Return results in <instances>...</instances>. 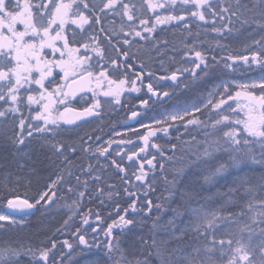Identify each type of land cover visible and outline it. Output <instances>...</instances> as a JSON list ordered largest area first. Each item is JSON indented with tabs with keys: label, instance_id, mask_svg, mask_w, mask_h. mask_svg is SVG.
I'll return each instance as SVG.
<instances>
[{
	"label": "snow or ice",
	"instance_id": "snow-or-ice-1",
	"mask_svg": "<svg viewBox=\"0 0 264 264\" xmlns=\"http://www.w3.org/2000/svg\"><path fill=\"white\" fill-rule=\"evenodd\" d=\"M164 26L187 33L181 46L162 36ZM206 31L215 34L207 47L201 40ZM241 37L246 41L240 54H229L230 46L221 43ZM214 48L222 51L219 58L209 54ZM177 53L191 66L169 71L164 58L175 65ZM134 62L140 71H130ZM154 62L166 74L147 70ZM240 67L264 73V0H0V141L13 149L18 169L14 183L5 177L0 184L5 191L0 232L25 226L31 210L57 204L61 189L75 199L65 204L71 215L57 232L73 216L81 219L72 242L52 237L33 247L5 238L0 264H24L22 258L27 264H81L77 257L86 254L83 264H264V174L254 180L243 167L251 163L264 169V75L243 84L219 75ZM184 73L204 85V99L150 118L149 99L166 103L164 98L172 99L181 85L187 88L180 79ZM141 87L151 96L141 99V111L132 109L129 118L147 131H128L142 143L120 132L119 140L101 141L88 133L78 137L79 144L61 139L69 126L74 130L91 123L88 118L102 119L109 108L121 105L126 92ZM233 88L240 90L233 94ZM84 92L91 97H80L82 108L71 106ZM202 109L208 110L206 121L195 116ZM188 126L200 139L177 137L179 143L168 149L152 140L157 132ZM85 154L87 163L80 159ZM101 158L116 171L120 190L106 179ZM37 160L54 171L43 190L21 196L19 186L30 189L47 174L37 168ZM158 172L168 192L167 206L148 199ZM221 180L231 185L226 191L200 197L205 185L219 187ZM120 191L127 206L116 204V217H108L111 223L92 209L79 214L85 199L104 197L103 206ZM165 213L170 214L167 219ZM93 215L103 227L89 223ZM145 227L147 234L135 231ZM125 233L135 237L126 247L118 238Z\"/></svg>",
	"mask_w": 264,
	"mask_h": 264
},
{
	"label": "trees",
	"instance_id": "trees-1",
	"mask_svg": "<svg viewBox=\"0 0 264 264\" xmlns=\"http://www.w3.org/2000/svg\"><path fill=\"white\" fill-rule=\"evenodd\" d=\"M165 31L162 33V36L169 41H171L176 46H181V39L182 36L184 38H187V33H183L181 29V37L178 36V29L176 27L172 26H164ZM193 31L197 30V25L195 23L192 24ZM215 34L211 33L210 31H206L201 35V40H204L207 42L205 47L207 45H211L214 42ZM256 38H259L257 35ZM246 41V37H241L239 40H222L221 43L227 44L230 46V53L229 54H240L242 52V43ZM190 42V41H189ZM210 55H215L217 58H219L220 55H222V51L219 48H214L209 50ZM178 53L176 54V64L173 65L169 62V58L165 57V68H167L169 71L173 69V67H181V66H191L184 65L183 60L179 59ZM246 67V66H245ZM245 67L238 68L235 72L225 70V73H219V75H222L224 79H247L251 76H254L258 73H261L259 68H253L252 70H245ZM147 70L152 71L156 74V76L164 75L166 74L164 71L161 70L159 63H152L151 65L147 66ZM130 71L138 72L140 71L139 63L134 62L133 63V69ZM198 71V70H197ZM181 80L184 81L188 85L187 88H184L183 85L180 86V88L176 89L175 95L172 97V99L164 98L166 103H162L160 101H155V107L156 108H169L172 104L177 102H190L191 100L195 99L200 93L205 92L203 91L204 85L201 84L199 80H194L191 77H189L188 73H184L183 76L180 77ZM218 81V80H217ZM145 82L147 83V78L145 77ZM165 83H174V82H165ZM161 85H158L154 83V87L159 88ZM164 90L171 91V88H166ZM233 94L235 90H240L237 88H233ZM139 92H133V93H125L123 96L122 106L121 107H111L109 108L103 115V118L100 120L101 122L97 125H91L89 126L85 132L88 134H95L98 135L101 138V141H105L106 138L109 136V133L114 128H118L122 126L123 121L126 119L127 114L133 109V107L137 103L138 97H135L134 94ZM145 94V92L141 93V96ZM140 96V99H141ZM241 98V102H242ZM230 104H233L235 106L234 102L229 101ZM152 104V103H151ZM225 108H227V105H225ZM237 112H239V115L243 117V112H240L239 109H237ZM207 109H202V111L198 114H195L196 117H198L201 120H207ZM176 124H179V122H175ZM158 127V126H154ZM137 132L144 134L146 133L147 129H141L136 130ZM127 134L128 136H131L136 143H142V141H139L136 139V136L133 132H127L123 133ZM84 136V135H83ZM190 136H195L197 139H200V134L193 128V126H188V130H185L184 128H180L179 132H176L173 128H169L168 133L165 134L163 132H157V135L152 138L153 142L156 144L161 145L163 148L168 149L171 147V144L173 143H179L177 140V137L183 140H189ZM113 139L119 140L121 137L119 136H113L110 137ZM61 139H64L61 137ZM70 141H76L77 144L80 143L78 137L74 139H65ZM96 141H91L90 143H95ZM131 147V146H127ZM113 148H115V145H113ZM127 150V148H125ZM154 151V150H152ZM143 155V154H141ZM159 159V157H157ZM85 163L88 162L87 154H85L83 157H81ZM94 163V161H93ZM101 163L104 165V167L107 169L106 172V179L109 180V182H115L117 190H120L122 187L121 181L119 177H117L116 171L112 169L103 158H101ZM37 168L39 170H46L47 174L44 175L39 182L36 180L33 181V185L30 189H25L23 186H19L18 192L21 196L27 191L28 196H34L37 190H43L44 187V181L48 179V176L52 174L53 169H51V166L48 165L46 162H41L40 160H37L36 162ZM127 167V165H125ZM167 167V166H166ZM243 167L246 168V174L250 175L255 178L259 177L260 175L264 174V169H262L259 165L246 163L243 165ZM18 171L14 157H13V149L10 145L4 143L3 141H0V184H3L5 182V177H7V180L11 183L15 182L16 179V172ZM231 171V169H230ZM166 175H169L167 172ZM157 181H156V188L155 191H150L148 193V199H151L153 201V204H156L157 202H163L167 206V201H165V197L168 196V192L165 190L166 186L163 184L162 180L159 178L160 173H157ZM169 178L171 179V175H169ZM235 179V177H233ZM231 185L228 183H225L224 181H220V186L215 187L213 185H205L204 190L200 192V197H208L213 195V193L219 191L224 192L227 190L228 187ZM105 190L107 191V186H104ZM5 195V191L2 187H0V211L4 209V201L3 196ZM137 195L140 197L141 200H143V194L142 192H137ZM57 197L60 198L52 207H49L46 211L41 209L39 211H35L34 214L27 219L26 225L18 228V229H8L7 232H0V242H3L5 238H7L10 242H17V243H23V244H31L33 247L40 246L41 244H46L49 240V238L55 237L59 240L63 239H69L70 242L74 241V237L71 235L73 229L77 226H80L81 219L80 215L73 216V218L69 221V225L66 229H64L62 232H57L58 228H61L63 225V222L65 220H68L69 215L71 213L69 212V209L65 206V204H71L72 200L75 199V195L72 192H68L65 189H61L57 193ZM100 199H104V197H97L96 195L93 196L91 200L85 199L80 208H79V214L87 213L89 209H92L93 213L96 211H99L101 217L104 218V220L107 223H111V219H109V214L113 218L116 217L115 212V206L118 203L121 207H126V201L127 197L125 194L120 191V195L118 197H115L113 200H106L105 204L103 206L100 205ZM201 202H204L203 200ZM139 203V202H138ZM173 207L175 205H172ZM131 215V213H129ZM169 213L164 214V219H167ZM89 223L91 224H100L101 227H103V223L99 221H95V216L93 215L92 218L89 220ZM148 225L150 227L151 221L149 220ZM87 227V226H84ZM89 234L91 235V230L89 229ZM137 233H144L147 234L148 228H137L135 229ZM118 231L114 229L113 235H117ZM101 240L104 239V237L101 235L99 237ZM119 240L124 244V246H127V242L135 237H132L131 234L125 233L124 235H121L118 237ZM24 259V264H27V260ZM78 260L81 261V264H83V261L88 259V255L86 254L83 257H77Z\"/></svg>",
	"mask_w": 264,
	"mask_h": 264
},
{
	"label": "rangeland",
	"instance_id": "rangeland-1",
	"mask_svg": "<svg viewBox=\"0 0 264 264\" xmlns=\"http://www.w3.org/2000/svg\"><path fill=\"white\" fill-rule=\"evenodd\" d=\"M261 75H264V73H261V74H258V75H255L253 77H250V78H247V79H238V80H234V79H226V80H232V81H235L236 84H243V83H248L250 82L251 80H256L258 79ZM219 83V82H218ZM206 96V93L204 94H200L195 100L187 103V104H192V103H199L201 100L204 99V97ZM81 102H84V101H81ZM178 105H184V104H176L174 105L173 107L169 108V109H166V110H160L159 112H148V116L150 118H157V119H160V118H163L164 116V113L165 112H172V111H175V110H178L177 109V106ZM196 114V113H195ZM146 123L147 122H150V121H145ZM138 126H140L138 123H137ZM154 126V125H153ZM3 211V210H2Z\"/></svg>",
	"mask_w": 264,
	"mask_h": 264
},
{
	"label": "flooded vegetation",
	"instance_id": "flooded-vegetation-1",
	"mask_svg": "<svg viewBox=\"0 0 264 264\" xmlns=\"http://www.w3.org/2000/svg\"><path fill=\"white\" fill-rule=\"evenodd\" d=\"M136 2L139 3L140 0H136ZM17 27H18V28H22L21 25H17ZM73 27H75V26H73ZM70 132H71V133H74V132H76V129H74V130H72V131H70Z\"/></svg>",
	"mask_w": 264,
	"mask_h": 264
},
{
	"label": "water",
	"instance_id": "water-1",
	"mask_svg": "<svg viewBox=\"0 0 264 264\" xmlns=\"http://www.w3.org/2000/svg\"><path fill=\"white\" fill-rule=\"evenodd\" d=\"M84 93H86V92H84ZM84 93H80V94H78V96L83 95ZM88 119L93 120V119H91V118H88ZM69 127H71V126H69ZM34 211H35V209H34V210H31V214H32ZM31 214H30V215H31Z\"/></svg>",
	"mask_w": 264,
	"mask_h": 264
},
{
	"label": "bare ground",
	"instance_id": "bare-ground-1",
	"mask_svg": "<svg viewBox=\"0 0 264 264\" xmlns=\"http://www.w3.org/2000/svg\"><path fill=\"white\" fill-rule=\"evenodd\" d=\"M205 89H203V91H204Z\"/></svg>",
	"mask_w": 264,
	"mask_h": 264
}]
</instances>
